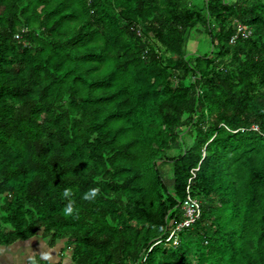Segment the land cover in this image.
Returning <instances> with one entry per match:
<instances>
[{"label": "trees", "instance_id": "1", "mask_svg": "<svg viewBox=\"0 0 264 264\" xmlns=\"http://www.w3.org/2000/svg\"><path fill=\"white\" fill-rule=\"evenodd\" d=\"M36 236L62 260L27 264H264V0H0V246Z\"/></svg>", "mask_w": 264, "mask_h": 264}, {"label": "crops", "instance_id": "2", "mask_svg": "<svg viewBox=\"0 0 264 264\" xmlns=\"http://www.w3.org/2000/svg\"><path fill=\"white\" fill-rule=\"evenodd\" d=\"M61 247L62 245L58 244L52 248L45 239L36 236L6 247L5 251L0 252V264H27L29 260H34L38 256L51 263H58L62 260Z\"/></svg>", "mask_w": 264, "mask_h": 264}, {"label": "built area", "instance_id": "3", "mask_svg": "<svg viewBox=\"0 0 264 264\" xmlns=\"http://www.w3.org/2000/svg\"><path fill=\"white\" fill-rule=\"evenodd\" d=\"M243 32L244 36L247 37L251 34V31L244 32L242 27L239 28L237 34L232 37L231 41L234 42L237 38V35ZM257 126H254V129H257ZM192 178H190L189 182ZM182 210L184 212V217L182 221L169 233V235L164 239L165 245H169L171 241H177V233L183 229L192 226L193 223L198 220L201 214V204L197 198H194L190 192V186L188 185L186 190V198L182 202ZM160 242V241H159ZM145 259V257H144Z\"/></svg>", "mask_w": 264, "mask_h": 264}, {"label": "rangeland", "instance_id": "4", "mask_svg": "<svg viewBox=\"0 0 264 264\" xmlns=\"http://www.w3.org/2000/svg\"><path fill=\"white\" fill-rule=\"evenodd\" d=\"M194 2L198 5L202 4V0H194ZM211 48L209 36H207L204 32H197L193 30L190 34V38L187 45V51L189 53L198 52L200 54H204L209 51ZM5 246H0V252L5 251ZM64 260L66 264H71L70 255L67 251L63 254ZM16 262V261H15Z\"/></svg>", "mask_w": 264, "mask_h": 264}, {"label": "clouds", "instance_id": "5", "mask_svg": "<svg viewBox=\"0 0 264 264\" xmlns=\"http://www.w3.org/2000/svg\"><path fill=\"white\" fill-rule=\"evenodd\" d=\"M97 195V190L96 189H92L89 193L86 194V198L87 199H91L93 197H95ZM73 208L71 206L68 207V212H72Z\"/></svg>", "mask_w": 264, "mask_h": 264}]
</instances>
